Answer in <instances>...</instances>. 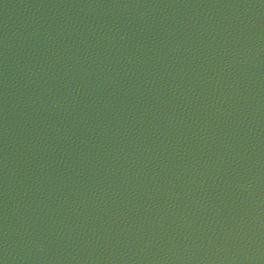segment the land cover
<instances>
[{"label": "water", "instance_id": "water-1", "mask_svg": "<svg viewBox=\"0 0 264 264\" xmlns=\"http://www.w3.org/2000/svg\"><path fill=\"white\" fill-rule=\"evenodd\" d=\"M0 264H264V0H0Z\"/></svg>", "mask_w": 264, "mask_h": 264}]
</instances>
